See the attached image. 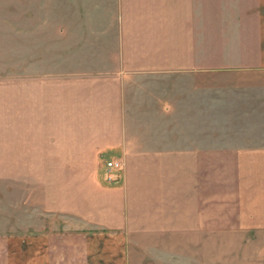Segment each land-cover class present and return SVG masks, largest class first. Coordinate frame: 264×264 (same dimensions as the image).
Returning <instances> with one entry per match:
<instances>
[{
	"label": "crops",
	"instance_id": "1",
	"mask_svg": "<svg viewBox=\"0 0 264 264\" xmlns=\"http://www.w3.org/2000/svg\"><path fill=\"white\" fill-rule=\"evenodd\" d=\"M44 1L28 155L85 206L66 211L75 229L32 234L26 264H129L140 237L264 239V140L233 126L259 118L264 0ZM212 37L252 66L212 68Z\"/></svg>",
	"mask_w": 264,
	"mask_h": 264
},
{
	"label": "rangeland",
	"instance_id": "2",
	"mask_svg": "<svg viewBox=\"0 0 264 264\" xmlns=\"http://www.w3.org/2000/svg\"><path fill=\"white\" fill-rule=\"evenodd\" d=\"M44 2L0 0V243L12 242L10 264H26L25 254L17 249L32 234L69 232L81 225L66 211L85 206L62 202L60 195H65L67 189L57 186L60 173L35 170L40 160L28 155L26 138L39 110L28 106L27 55L44 50ZM212 31L218 33V28L213 27ZM218 39L212 37L210 45L212 68L252 66L248 60L220 58L230 49ZM34 71L36 67L32 66L29 76ZM259 78V91L253 92L257 95L247 93V98L252 97L257 104L251 109L259 116L257 123L233 126L251 127L264 140V75ZM212 79L217 82L219 76ZM240 79L249 84L257 82L251 76ZM34 90L36 86L31 83V91ZM143 241L140 237L130 243L129 264H264V239L250 236L212 233L190 238L153 236ZM8 258L9 255L1 264H8Z\"/></svg>",
	"mask_w": 264,
	"mask_h": 264
},
{
	"label": "built area",
	"instance_id": "3",
	"mask_svg": "<svg viewBox=\"0 0 264 264\" xmlns=\"http://www.w3.org/2000/svg\"><path fill=\"white\" fill-rule=\"evenodd\" d=\"M107 167L122 170V164L119 162H115V161L107 163Z\"/></svg>",
	"mask_w": 264,
	"mask_h": 264
}]
</instances>
